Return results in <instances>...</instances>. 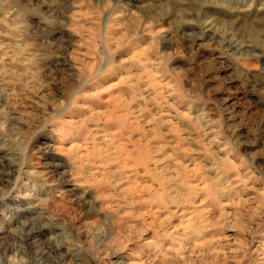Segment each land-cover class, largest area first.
Returning <instances> with one entry per match:
<instances>
[{
	"label": "rangeland",
	"instance_id": "374dc122",
	"mask_svg": "<svg viewBox=\"0 0 264 264\" xmlns=\"http://www.w3.org/2000/svg\"><path fill=\"white\" fill-rule=\"evenodd\" d=\"M0 264H264V0H0Z\"/></svg>",
	"mask_w": 264,
	"mask_h": 264
}]
</instances>
